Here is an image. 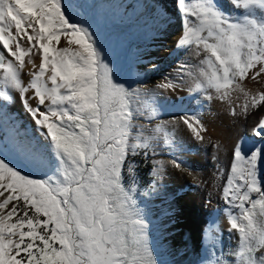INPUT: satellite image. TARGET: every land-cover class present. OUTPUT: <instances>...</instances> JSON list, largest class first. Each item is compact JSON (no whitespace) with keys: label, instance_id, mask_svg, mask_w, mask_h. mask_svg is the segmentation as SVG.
I'll use <instances>...</instances> for the list:
<instances>
[{"label":"snow or ice","instance_id":"1","mask_svg":"<svg viewBox=\"0 0 264 264\" xmlns=\"http://www.w3.org/2000/svg\"><path fill=\"white\" fill-rule=\"evenodd\" d=\"M230 2L241 14H225L217 0L195 8L176 0L185 19L200 24L190 21L178 45H194L204 57L189 91L247 117L264 108V87L245 84L264 83V0ZM98 4L0 0V264H169L154 243L150 202L165 194L168 169L182 170L181 161L155 157L184 150L175 135L181 123L201 144L207 129L188 116L159 122L160 101L146 102L129 87L127 62L105 47ZM62 37L66 46L57 47ZM13 92L34 135L9 127L4 107ZM141 118L147 124H137ZM250 134L264 140V117ZM245 139L231 148L221 194L227 230L239 243L228 258L213 243L200 264H264V143L246 148ZM138 157L152 160L146 183L137 176Z\"/></svg>","mask_w":264,"mask_h":264},{"label":"rangeland","instance_id":"2","mask_svg":"<svg viewBox=\"0 0 264 264\" xmlns=\"http://www.w3.org/2000/svg\"><path fill=\"white\" fill-rule=\"evenodd\" d=\"M199 2L200 0H195L191 6L195 8V5ZM98 3L97 9L100 16L98 30L104 40L105 47L120 63L124 64L127 62L130 70L126 75L125 83L129 87L141 89L142 99L146 102L151 100L160 101L162 110L159 114V122L178 120L181 116H188L199 118L204 124V115L208 107L211 106V101L206 100L203 94L197 95L189 91V87H194L193 77L200 71L202 67L201 60L204 58L203 55L196 54L195 46L177 45L178 53L175 55L176 57H171V52L169 54L170 50H168L170 41L163 40V44L160 45L163 49L162 55L155 59V63L152 62V66L149 67L146 63L149 59L146 55L147 52L155 49L152 41H155L157 37H166L168 33L171 34L173 32L171 27L173 19L164 22L166 16L158 14H153L147 19L143 18L142 12L134 0H98ZM217 3L222 7V11L225 14L232 16L241 14L233 6H231V10L234 13L227 12L228 5L231 4L230 0H217ZM235 11L237 12L235 13ZM190 21L191 27H200L198 20H193L189 17ZM196 22L198 23L195 24ZM188 27L185 28L186 31ZM60 46H66V41L63 37L57 45V47ZM33 60L37 65L40 62L38 55H34ZM31 67L32 65L29 64L25 69V82L29 79L28 71ZM153 69H158L157 74L162 79L160 82L152 80L150 70ZM182 79L184 83L174 91L158 87L166 82L179 83ZM11 95L13 99L6 102L4 107V111L13 117L9 127L15 126L20 134L34 135L35 126L24 111L18 95L14 92ZM136 123L147 124V120L141 118ZM205 128L207 129L206 126ZM4 135L5 130L0 128V137ZM175 135L176 139L183 143L184 150L176 153L175 157L170 153L155 157L156 160L168 162L176 158L181 161L182 170L169 168L168 175L164 180L166 185L165 194L154 198L150 202L155 231L157 235H160L159 242L154 240V243L158 247V252L162 254L161 259L168 261L169 264H200L201 258L206 256L207 249L213 243L217 246L216 254H222L223 258H228L236 250L239 243L235 232L230 233L227 231L224 234L215 235L210 246L205 249L196 247L193 233L190 229H187L182 235L183 241L180 247L176 248L174 246L173 235L175 232L172 224L175 222L173 214V201L176 199H174L175 185L179 177L185 175L189 177L192 172L196 171L194 163L190 159V154L193 150L188 138H193L190 130L181 123ZM151 163V159L145 163H140L139 157L136 160L138 179L144 183L147 182L148 172L145 164L151 165Z\"/></svg>","mask_w":264,"mask_h":264},{"label":"bare ground","instance_id":"3","mask_svg":"<svg viewBox=\"0 0 264 264\" xmlns=\"http://www.w3.org/2000/svg\"><path fill=\"white\" fill-rule=\"evenodd\" d=\"M134 2L137 3L143 18L147 19L153 14L163 13L166 16L164 22L173 19L171 24L173 32L168 33L166 37H157L155 41H152L155 49L147 52L146 55L149 58L146 61L147 65L152 66V62L155 63V59L162 55L163 49L160 45L163 44V40L170 41L168 50H170L169 54L171 52V57H174L178 53V40L186 32L185 28L189 24V18L186 20L183 13L177 9L176 0H134ZM194 2L195 0H185V3L190 6ZM231 6L232 4L228 5L227 12H233ZM165 8L166 12H164ZM157 70H150V76L153 81L160 82L162 79L157 74ZM245 84L252 91L264 87V83L252 80L245 81ZM241 102L242 98L237 101V103ZM204 117V124L207 127V131L203 133L204 144L188 137L193 149L190 159L196 171L192 172L189 177L186 175L179 177L175 185L176 199L173 201L175 222L172 226L175 232L173 239L176 248L180 247L183 241L182 235L187 229L192 231L196 247L205 249L210 246L215 235L228 231L229 219L224 211L225 202L221 194L230 171L231 148L242 135L246 137V148L253 144L264 143L261 138L250 134L252 126L264 117V108L255 110L247 117H233L226 105L213 100ZM159 238L160 235H157L154 230L153 239L159 242Z\"/></svg>","mask_w":264,"mask_h":264},{"label":"trees","instance_id":"4","mask_svg":"<svg viewBox=\"0 0 264 264\" xmlns=\"http://www.w3.org/2000/svg\"><path fill=\"white\" fill-rule=\"evenodd\" d=\"M196 5H197V4H196ZM196 5H195V6H196ZM197 23H198V22H196L195 24H197ZM195 24H194V25H195Z\"/></svg>","mask_w":264,"mask_h":264}]
</instances>
